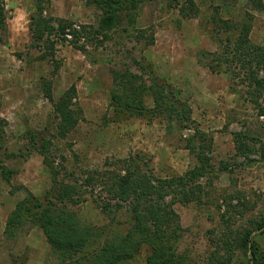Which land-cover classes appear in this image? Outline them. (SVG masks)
Returning <instances> with one entry per match:
<instances>
[{
	"label": "rangeland",
	"instance_id": "1",
	"mask_svg": "<svg viewBox=\"0 0 264 264\" xmlns=\"http://www.w3.org/2000/svg\"><path fill=\"white\" fill-rule=\"evenodd\" d=\"M33 2L5 0L7 31L0 41V264H13L15 259L22 262L21 255L28 256L25 264L58 262L45 233L35 224L23 225L15 239L4 235L8 215L18 201L28 192L43 196L53 188L43 157L30 152L32 147L25 138L28 128L44 130L48 126L54 133L56 127L53 105L42 91L43 78L52 81L56 100L75 84L77 102L84 113L66 138H53L51 151L55 165L61 167V179L75 177L83 183L85 171L112 169L114 165L109 166V162L135 152L152 158L158 177L183 174L197 164L195 154L187 149L194 128L212 136L210 154L216 171L221 161L231 168L218 176L210 175L206 202L174 204L177 217L173 226L179 227L172 229L171 235L179 252L188 255L190 264H216L217 256L225 260L223 245L232 238L231 230L252 228L264 219V164L243 166L246 159L237 155L233 135L244 132L251 144V138L258 136L259 152L250 158L261 159L264 118L258 115L255 103L244 96V87L226 73L211 72L202 53L225 48L230 33L247 32L253 44L264 46V11L256 8L257 0H150L138 10L124 9L119 25L106 38L97 36L88 41L83 37L79 43L85 45V51L72 44L73 34L51 36L52 48L46 42L34 44L29 29V7ZM49 15L70 20L76 28H97L102 11L91 0H51L44 12V16ZM214 19L231 26H218ZM209 31H214V36ZM152 36L155 41L148 44ZM218 40L223 41L222 46ZM44 53L47 57L39 59ZM137 61L152 62L157 73L174 85L176 95L192 107L191 129L181 131L170 115L151 122L141 118L111 121L110 69L131 67L138 71ZM146 103L154 104L151 97ZM2 165L13 171L10 180L5 178ZM97 190L71 208L86 223L127 231L130 213L125 208L113 216L103 213L94 201ZM231 194H238L244 205L239 207L235 199L230 208L224 202L225 207L219 199H228ZM254 234L264 249V231ZM147 254V247H143L129 264H146ZM248 263L249 255L235 250L230 264Z\"/></svg>",
	"mask_w": 264,
	"mask_h": 264
},
{
	"label": "trees",
	"instance_id": "2",
	"mask_svg": "<svg viewBox=\"0 0 264 264\" xmlns=\"http://www.w3.org/2000/svg\"><path fill=\"white\" fill-rule=\"evenodd\" d=\"M33 1L29 7V29L34 44L46 42L52 48L54 41L50 39L51 36L73 34L72 44L85 51V45L79 43L83 37L88 41L97 36L106 38L119 25L120 13L124 9L138 10L150 0H91L102 11L97 28L90 25H79L76 28L70 20L44 16L51 0ZM255 6L264 11V0H257ZM7 18L5 0H0V41L3 40L2 34L7 31ZM213 22L218 26L223 23L224 28L231 26L224 20L214 19ZM140 32L144 36V31ZM214 33L209 31L211 37ZM154 41L152 36L148 39V44ZM202 55L211 72L226 73L235 84L239 82L244 87V96L255 103L258 115L264 118V46L253 44L247 32L230 33L226 37L225 48L215 52L204 51ZM46 57L47 54L44 53L38 58ZM137 66L138 71L131 67L110 69L113 81L110 93L113 112L111 121L141 118L151 122L157 117L170 115L181 131L191 129L192 107L176 95L174 85L157 73L152 62L137 61ZM42 91L53 105L57 121L54 133L48 126L44 130L28 128L25 138L32 147L30 152H37L43 157V163L53 178V188L43 196L28 192L17 202L8 215L5 238L15 239L20 228L30 222L45 233L58 257L56 264H129L143 247L148 249L146 264H190L188 255L179 252L172 239V229L179 227L173 226L174 217H177L173 206L176 203L186 205L195 201L206 202L204 197L208 196L206 188L210 175L216 173L218 176L219 172L231 168L221 161V167L216 171L210 154L214 138L199 127L194 128L187 139V149L195 154L197 164L183 174L158 177L152 166V158L142 152H135L126 158L109 162V166L114 165L112 169L85 171L83 183L75 177L61 179V167L55 165V157L51 151L53 138H66L84 118V113L77 102L75 84L56 100L52 81L43 78ZM147 97L153 99V106L146 103ZM233 135L237 155L246 159L243 166L264 164L263 144L260 147L261 159L250 158L251 154L259 152V148H256V142L260 139L258 136L251 138L255 142L251 144L248 143V134L237 131ZM1 168L5 178L10 180L13 171L3 165ZM70 175L74 176V173ZM97 188L98 194L94 201L103 213L113 216L124 208L130 213L132 220L127 231L86 223L71 208L85 201L87 194L94 195ZM235 199L240 202L239 207L244 205L238 194H231L228 199L221 197L219 200H222L225 207L224 202H228L230 208ZM222 206L221 203L218 208L221 209ZM255 231H264V219L257 221L252 228L231 230L232 238L223 245L225 260L217 256L216 264H230L237 249L249 255L248 264H264V249L255 239ZM96 244L99 245L95 248ZM21 258L22 262L15 259L13 264H25L28 256L21 255Z\"/></svg>",
	"mask_w": 264,
	"mask_h": 264
},
{
	"label": "clouds",
	"instance_id": "3",
	"mask_svg": "<svg viewBox=\"0 0 264 264\" xmlns=\"http://www.w3.org/2000/svg\"><path fill=\"white\" fill-rule=\"evenodd\" d=\"M18 19H23V17H18Z\"/></svg>",
	"mask_w": 264,
	"mask_h": 264
}]
</instances>
